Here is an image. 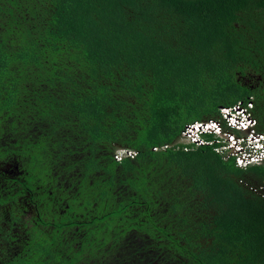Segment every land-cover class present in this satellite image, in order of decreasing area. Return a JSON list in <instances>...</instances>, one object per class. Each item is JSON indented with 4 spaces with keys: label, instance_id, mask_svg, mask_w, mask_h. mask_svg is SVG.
<instances>
[{
    "label": "trees",
    "instance_id": "trees-1",
    "mask_svg": "<svg viewBox=\"0 0 264 264\" xmlns=\"http://www.w3.org/2000/svg\"><path fill=\"white\" fill-rule=\"evenodd\" d=\"M238 105L264 0H0V264H264V161L181 141Z\"/></svg>",
    "mask_w": 264,
    "mask_h": 264
},
{
    "label": "built area",
    "instance_id": "built-area-1",
    "mask_svg": "<svg viewBox=\"0 0 264 264\" xmlns=\"http://www.w3.org/2000/svg\"><path fill=\"white\" fill-rule=\"evenodd\" d=\"M247 106L248 109L251 108L250 104ZM248 109L242 108L240 105L231 109H221V116L227 127L246 133L245 138L238 139L234 138L233 135L224 133V139L228 143L227 149L230 150V155L235 156L236 166L239 168H246L264 161V133L254 132L255 120L250 116ZM219 131L221 132V128L214 121L195 122L185 127L182 132V139H186L188 143L203 145L206 143L201 138L200 133L217 136ZM231 140L233 141L232 144L229 143ZM134 155L135 152L132 151L118 150L114 158L116 161H120L125 156L132 158Z\"/></svg>",
    "mask_w": 264,
    "mask_h": 264
},
{
    "label": "clouds",
    "instance_id": "clouds-1",
    "mask_svg": "<svg viewBox=\"0 0 264 264\" xmlns=\"http://www.w3.org/2000/svg\"><path fill=\"white\" fill-rule=\"evenodd\" d=\"M238 119H240V117H238ZM211 121H213V120H211ZM215 122V121H214ZM217 123V122H216ZM218 124V123H217ZM243 133V132H242ZM200 135H206L205 133H200ZM216 137H218V138H224L225 137V135H224V133L222 132V130H221V132L219 133V135H217Z\"/></svg>",
    "mask_w": 264,
    "mask_h": 264
},
{
    "label": "rangeland",
    "instance_id": "rangeland-1",
    "mask_svg": "<svg viewBox=\"0 0 264 264\" xmlns=\"http://www.w3.org/2000/svg\"><path fill=\"white\" fill-rule=\"evenodd\" d=\"M219 133H220V131H219ZM218 135H219V134H218ZM228 139H230V138H228ZM181 141H183V142H188L186 139H182ZM229 143L232 144L233 141L231 140V142L229 141ZM228 152H229V151H228ZM229 154H230V152H229Z\"/></svg>",
    "mask_w": 264,
    "mask_h": 264
}]
</instances>
